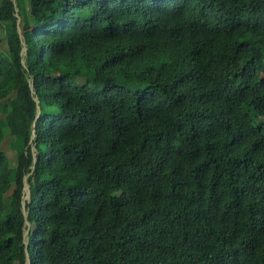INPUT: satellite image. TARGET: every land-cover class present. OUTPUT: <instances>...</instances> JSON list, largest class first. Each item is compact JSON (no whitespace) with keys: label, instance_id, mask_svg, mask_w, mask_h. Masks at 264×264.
Here are the masks:
<instances>
[{"label":"trees","instance_id":"16d2710c","mask_svg":"<svg viewBox=\"0 0 264 264\" xmlns=\"http://www.w3.org/2000/svg\"><path fill=\"white\" fill-rule=\"evenodd\" d=\"M24 1L0 264H264V0Z\"/></svg>","mask_w":264,"mask_h":264},{"label":"rangeland","instance_id":"374dc122","mask_svg":"<svg viewBox=\"0 0 264 264\" xmlns=\"http://www.w3.org/2000/svg\"><path fill=\"white\" fill-rule=\"evenodd\" d=\"M21 1H22L21 9H22V12L24 13V12H26L27 6H26V3L24 0H21ZM17 21H19V18ZM10 30H11L10 25L9 26H7V25L0 26V41H2V40L4 41L5 37L9 34ZM16 30L19 31V26L16 27ZM3 146L9 152V154H11V152H10L11 148H10L9 144L6 143Z\"/></svg>","mask_w":264,"mask_h":264},{"label":"water","instance_id":"95a60500","mask_svg":"<svg viewBox=\"0 0 264 264\" xmlns=\"http://www.w3.org/2000/svg\"><path fill=\"white\" fill-rule=\"evenodd\" d=\"M26 231H28V226H27V228H26Z\"/></svg>","mask_w":264,"mask_h":264}]
</instances>
